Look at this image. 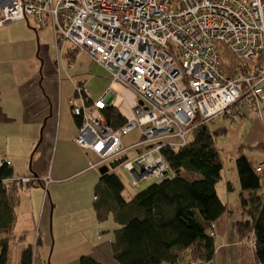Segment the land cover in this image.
Returning a JSON list of instances; mask_svg holds the SVG:
<instances>
[{"label": "built area", "instance_id": "built-area-1", "mask_svg": "<svg viewBox=\"0 0 264 264\" xmlns=\"http://www.w3.org/2000/svg\"><path fill=\"white\" fill-rule=\"evenodd\" d=\"M29 19L38 29L51 27L58 67L73 68L71 54L80 51L111 74L97 100L75 84V143L97 158L89 170L114 172L111 164L121 161L133 189L175 177L162 151L187 146L195 127L222 114L235 120L263 112L264 0H0V28ZM223 48L245 63L231 76L221 69ZM110 108L123 116L122 126L106 119ZM135 129L139 143L124 148L123 137ZM140 146L134 159L122 157ZM256 171L264 175V163ZM247 242L256 249L253 236Z\"/></svg>", "mask_w": 264, "mask_h": 264}, {"label": "crops", "instance_id": "crops-1", "mask_svg": "<svg viewBox=\"0 0 264 264\" xmlns=\"http://www.w3.org/2000/svg\"><path fill=\"white\" fill-rule=\"evenodd\" d=\"M40 39V32L33 19L10 24L6 29L0 28V160L8 158L12 162L14 175L7 184L16 189V210L20 208L21 201L27 207L29 204L31 214L34 218L37 217L36 227L40 231L49 228L53 213V244L55 249L58 248L59 255L63 252L65 256L69 255L73 264H79L84 255L94 257L101 264H120L113 253L114 232L118 227L113 224L115 222L112 218L104 223L98 221L95 210L96 195L93 208L85 209L88 218L73 220V224L80 221L82 232L89 223L93 229L91 234L89 231L85 233L76 246L72 241L66 246L68 229H64L68 225V216L74 213L65 215L61 208L57 214L58 204L55 208L50 204L47 188L52 190V181L54 184H64L77 175L93 170L88 169L92 154H88L75 143L79 125L69 107V100L75 89L73 92V89H69L68 85L59 80L57 51L54 62L49 49L41 46ZM72 84L75 86L76 83ZM208 125L209 122V129ZM223 130L226 132V129L217 131ZM209 131L217 132L211 129ZM245 156L257 163L256 167L264 163V160ZM114 164L116 166L113 168ZM120 164L121 161L111 164V169L116 171ZM25 177L35 180L30 184L19 180ZM263 178L261 188L252 193L242 190L239 179L238 184L235 183L239 189V199L235 202L229 197L231 191L236 190L230 182L227 186V201L219 196L227 205V211L214 223L217 244L214 264H244L243 249L247 240H240L238 224L244 220H254L256 213L252 215L249 208L244 209L241 199L242 196H262ZM98 182L95 181L94 188ZM16 222L17 218L14 227ZM46 237V244L50 246V236L46 234ZM39 238L42 246L44 241L41 235ZM182 259L181 264L191 261L189 255Z\"/></svg>", "mask_w": 264, "mask_h": 264}, {"label": "trees", "instance_id": "trees-1", "mask_svg": "<svg viewBox=\"0 0 264 264\" xmlns=\"http://www.w3.org/2000/svg\"><path fill=\"white\" fill-rule=\"evenodd\" d=\"M222 56L221 68L224 65L229 70L227 60L234 58L226 50ZM231 66L230 63V74L234 71ZM105 115L115 128L125 123L114 108L106 110ZM76 122L81 124L79 119ZM220 133L225 130L211 133L207 125L197 126L187 146L178 150L163 149V156L176 176L157 181L129 201L124 197L125 187L117 173L109 171L101 175L95 187V210L100 223L112 218L118 225L113 241L117 262L177 264L181 257L189 255L190 262L214 264L217 244L210 232L227 211V205L217 193L223 172L215 146V137ZM256 164L245 155L236 160L243 191L252 193L261 188L263 175L256 171ZM13 175L9 166L0 165V264L9 262V238L3 235L13 230L16 221V189L7 184ZM229 189L232 188L229 186ZM241 203L244 209L249 208L250 214L256 213L254 220L238 224L240 240L246 241L253 236L256 244V249L251 250L248 242L245 243L244 264H264V201L257 195H250L249 198L242 196ZM20 264H34L32 246L23 252ZM79 264L101 263L84 255Z\"/></svg>", "mask_w": 264, "mask_h": 264}, {"label": "rangeland", "instance_id": "rangeland-1", "mask_svg": "<svg viewBox=\"0 0 264 264\" xmlns=\"http://www.w3.org/2000/svg\"><path fill=\"white\" fill-rule=\"evenodd\" d=\"M10 24H7L4 29L9 27ZM37 30L41 35V46H46L49 49V54L55 62L56 46L51 27L49 26L47 28L41 29L37 28ZM224 51L225 49L223 48V53ZM71 55L73 56V68L66 70V68H63L62 63H59L58 69L61 68V71L59 72L60 74L58 73L59 80L63 84L68 85L69 89H73V92V82L76 84H84L86 88H88L94 100L100 99L111 83V74L103 67L94 63L87 55L80 51H74ZM232 57L234 58V60L232 59L234 62L227 60L232 64V70L233 67L235 69L238 66L241 69L245 66L244 62L240 61L234 56ZM230 63L226 65L229 70H226L224 65L221 69L224 73L231 76L233 72L231 71L232 73H229ZM65 64L68 66V63L65 62ZM69 78H72L73 81H71ZM118 114L121 115L119 112ZM208 126L213 132L226 129V132L218 135L215 140V146L218 149L221 161L224 165L221 180L217 184V192L219 196L222 197V199L226 202L228 182L232 183V187H234L236 190H232L229 197L235 202L237 199H239V189L235 186V183L238 184L239 182V175L236 165L237 158L240 155H247L256 160H264V109L261 115L250 111H245L243 117L237 118L235 120H231L222 114L211 120ZM140 139V130L135 129L123 137V146L124 148H130L139 143ZM144 148V146H140L135 149H131L128 152H125L122 157L126 156L132 160L136 157L137 153ZM90 159L93 162L97 161V158L94 155L90 156ZM101 169L102 167H99L85 174L77 175L72 178V180L64 184H54L52 181V190L47 188V191H49L51 206L55 208V206L58 204L57 214L62 209L65 215L69 212L74 213V215L68 216V225L64 226V229H68L66 246L69 245L70 241H72L75 246L78 245L82 241V237L85 236V233L87 234L89 231L91 234L93 231V229L90 227V223L86 230L83 232L80 231V221H78L76 224H73V220H85L88 218L87 214H85V209L93 208V199L95 195L94 183L96 180L99 181L101 177ZM114 172L119 175L123 182L125 187L124 197L127 201L131 200L135 195L143 192L149 186L157 182L156 180H144L139 187L133 189L130 185L132 182V176L124 169L123 166L118 167ZM262 193L263 195L260 197L264 200V178L262 184ZM16 218L17 222L13 230L6 236L3 235V237L9 238L10 251L8 264H20L23 252L30 246L33 247L34 264H73L70 256H65L63 249L62 255H59L58 248L56 247L55 249L53 244V213L51 216V223L46 231H40V229L36 227L37 217L35 216L34 218V216L31 214L30 205L28 204L27 207V205L22 203V201L20 208L16 210ZM113 224L118 227V225L115 223ZM212 231H214V227L212 228ZM46 234L50 236V246H47L46 244L48 239ZM40 235L44 241V246H41L40 242L38 244ZM183 259L181 257L178 263L181 264Z\"/></svg>", "mask_w": 264, "mask_h": 264}, {"label": "water", "instance_id": "water-1", "mask_svg": "<svg viewBox=\"0 0 264 264\" xmlns=\"http://www.w3.org/2000/svg\"><path fill=\"white\" fill-rule=\"evenodd\" d=\"M116 165L114 164L113 165V168L115 167ZM109 172V168L108 167H103L101 169V175H104V174H107Z\"/></svg>", "mask_w": 264, "mask_h": 264}]
</instances>
